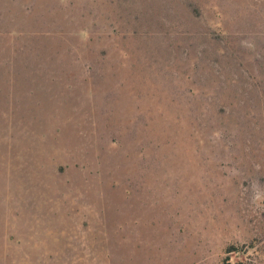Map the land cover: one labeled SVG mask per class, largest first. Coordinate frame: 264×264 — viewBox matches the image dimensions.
<instances>
[{"label": "rangeland", "instance_id": "374dc122", "mask_svg": "<svg viewBox=\"0 0 264 264\" xmlns=\"http://www.w3.org/2000/svg\"><path fill=\"white\" fill-rule=\"evenodd\" d=\"M0 264H264V0H0Z\"/></svg>", "mask_w": 264, "mask_h": 264}]
</instances>
